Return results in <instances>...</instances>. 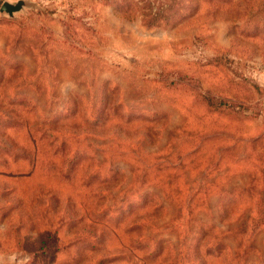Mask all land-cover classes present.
Returning a JSON list of instances; mask_svg holds the SVG:
<instances>
[{"label":"rangeland","instance_id":"obj_1","mask_svg":"<svg viewBox=\"0 0 264 264\" xmlns=\"http://www.w3.org/2000/svg\"><path fill=\"white\" fill-rule=\"evenodd\" d=\"M24 1L0 264H264V0Z\"/></svg>","mask_w":264,"mask_h":264},{"label":"water","instance_id":"obj_2","mask_svg":"<svg viewBox=\"0 0 264 264\" xmlns=\"http://www.w3.org/2000/svg\"><path fill=\"white\" fill-rule=\"evenodd\" d=\"M24 5H25L24 0H19L15 3L10 2V1H4L0 8V11L6 12L10 16H13L14 13L20 11L24 7Z\"/></svg>","mask_w":264,"mask_h":264}]
</instances>
